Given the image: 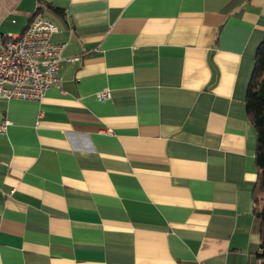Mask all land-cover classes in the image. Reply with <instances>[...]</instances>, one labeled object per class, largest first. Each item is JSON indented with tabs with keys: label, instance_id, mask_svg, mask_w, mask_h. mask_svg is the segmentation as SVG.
I'll return each instance as SVG.
<instances>
[{
	"label": "crops",
	"instance_id": "0c3cea01",
	"mask_svg": "<svg viewBox=\"0 0 264 264\" xmlns=\"http://www.w3.org/2000/svg\"><path fill=\"white\" fill-rule=\"evenodd\" d=\"M37 17L62 84L0 99V264H259L264 0H0V35Z\"/></svg>",
	"mask_w": 264,
	"mask_h": 264
},
{
	"label": "built area",
	"instance_id": "2783aa9c",
	"mask_svg": "<svg viewBox=\"0 0 264 264\" xmlns=\"http://www.w3.org/2000/svg\"><path fill=\"white\" fill-rule=\"evenodd\" d=\"M57 30L51 20L37 17L18 35H0V99L39 103L49 88L61 89L58 71L66 44L52 41ZM109 97L108 89L96 94L98 100ZM8 124L2 122L0 130Z\"/></svg>",
	"mask_w": 264,
	"mask_h": 264
},
{
	"label": "trees",
	"instance_id": "16d2710c",
	"mask_svg": "<svg viewBox=\"0 0 264 264\" xmlns=\"http://www.w3.org/2000/svg\"><path fill=\"white\" fill-rule=\"evenodd\" d=\"M60 14L58 8L45 5ZM246 115L255 131L254 163L256 182L252 191V212L260 225L259 264H264V36L254 58L253 71L244 102Z\"/></svg>",
	"mask_w": 264,
	"mask_h": 264
}]
</instances>
